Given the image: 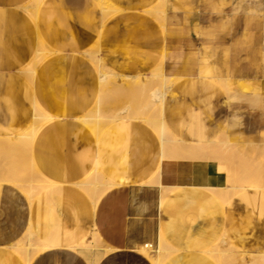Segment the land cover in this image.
Returning a JSON list of instances; mask_svg holds the SVG:
<instances>
[{"label": "crops", "instance_id": "crops-1", "mask_svg": "<svg viewBox=\"0 0 264 264\" xmlns=\"http://www.w3.org/2000/svg\"><path fill=\"white\" fill-rule=\"evenodd\" d=\"M28 1L0 0V135L24 130L37 106L53 115L36 133L32 157L56 185L37 197L31 216L22 191L11 183L2 185L0 264H25L6 245L22 235L30 218L35 233L55 246L32 264L94 262L95 255L104 252L101 246L85 256L67 248L93 228L107 248L97 264H154L138 249L147 241L159 242L160 234L165 240L160 264H218L209 251L222 236L240 252L264 253V217L259 222L263 190L247 193L243 206L232 200L224 207L205 189L224 180L211 172L209 162L174 166L164 185L179 173H191L192 178L160 205L155 229L153 209L145 205L147 194L159 186L141 183L161 162L159 136L147 123L126 119L108 126L99 140L81 118L91 114L100 93L94 54H89L96 47L103 63L105 59L122 75L150 72L164 53L185 55L187 66L170 64L171 72L195 78L201 62L223 77L245 80L252 93H264V0H110L118 9L115 13H106L98 0H44L37 18L30 14ZM156 7L165 11L162 19ZM186 101L190 103V97ZM166 108L167 103L165 116ZM97 162L120 184L93 204L77 181Z\"/></svg>", "mask_w": 264, "mask_h": 264}, {"label": "rangeland", "instance_id": "rangeland-1", "mask_svg": "<svg viewBox=\"0 0 264 264\" xmlns=\"http://www.w3.org/2000/svg\"><path fill=\"white\" fill-rule=\"evenodd\" d=\"M92 1L94 2V0ZM26 3H30V5H32V0H29ZM162 58L165 60L163 66L164 72L170 75L171 77L173 76L172 78L173 80H171L172 86L168 93L166 122L169 125L172 136L176 135L177 137L185 140V142L183 143L172 144L173 150L170 156L172 164L170 170L165 174V177L168 174L169 175L171 174L172 170L174 169V166L186 164L188 161L194 160L198 162H209L211 166L210 167L211 172L223 175L224 176L223 183H225L226 185L229 184V187L226 192H219L217 189L212 188L210 184H207L206 185L207 187L205 189L209 190L210 192L214 191L213 194H216V196L221 200L222 205L224 207H227L232 200L234 203L238 204L239 206L245 205L244 200L246 199L247 193H250L255 189H261L264 191V171H262L264 170V166H262L263 165L262 162H264V148H263L264 147V93L262 91H255L254 93H252L249 84L244 82L243 86L241 87L236 82L237 79H233L228 76L223 77L219 74L217 68L208 65L203 66L201 62H200V72L198 76H196L195 78L193 76H188L185 72H178V71L171 72L168 68L170 64H175L176 66L179 67L182 66L185 68L188 62L187 56L183 55L180 57H172L171 55L164 53V56ZM90 60L92 61L91 58ZM104 62L106 63L105 59ZM150 72L144 75H148ZM226 78H230L232 81L226 82L228 83L226 84L224 82L225 81L224 79ZM218 79H220L219 80L220 83ZM221 81L224 82V85H222L223 83ZM155 83L157 86L159 85L158 81H147L146 85H142L141 83L134 84L132 86H128V89L127 86L125 88V86L120 87V86L112 85L111 88L109 87V89L112 91L108 89L107 95L102 100L101 112L106 116H111L114 113H116L118 110L126 106H130L132 109L138 111L150 110V109H146L144 106L146 105V102L148 100V94L150 92L148 90H151L155 86ZM211 84L212 86H210ZM225 84L229 86L230 91L229 90L228 91L231 93L227 91L228 87L222 88L226 86ZM135 88H137V90H135ZM208 89L209 91H207ZM145 92L147 94H144ZM188 97H190L191 99L190 103H187L186 101ZM220 97H223L221 103L219 102ZM134 104H136L135 106L136 108L134 107ZM142 104L143 106L141 107ZM96 107L97 104L92 110L91 114L95 112ZM135 120L142 121L141 119H135ZM216 136L220 142H218L217 139L216 140L214 139L215 140L214 145L203 144L205 140L213 139ZM200 141L201 144L199 143ZM221 141H223V143L227 147H225L224 144L221 143ZM226 141H230V142H226ZM231 141H233L232 142L233 144L231 143ZM244 143L247 144L244 145ZM229 145L231 147H229ZM22 146L23 147L20 146L21 148L19 147L16 150H14L13 156L15 158H18L17 163L23 160L21 163L24 165V167H27L29 165L28 164L29 158L26 148L24 147V145ZM237 146L238 148H236ZM242 146H245L244 148L246 149L240 148L239 150V147ZM237 150H239L240 152L243 151L244 157L242 152L241 153L239 152L241 154L239 155ZM246 150H248V153H253V154H250L249 156ZM187 155L188 157H186ZM3 158L4 156L1 154L0 160L1 159L3 160ZM220 165L222 167H220ZM227 173H229L230 175H228ZM191 176H192L191 173H186V172L179 173L177 177L174 179V182L169 183L167 186L163 185V187L157 184L158 181L157 177L153 179V181L155 180L154 183L151 181L145 184L148 186H153V185L159 186V187H154L150 191V193L147 194L148 204L145 205L152 207L153 209L151 213L152 215H154L155 229L157 226V217L160 209V202H159L160 197L164 195L166 199V197L171 192L179 188L177 187L176 189H174L173 187L174 184H178V183L182 184V182L185 180H191L192 178ZM230 179L233 180L231 181ZM252 181L255 182L256 184L253 183L254 185H252ZM247 185L248 186L250 185L252 187H248ZM221 193L222 195H220ZM241 199L244 200L241 201ZM44 202L47 203L48 200ZM263 217L264 214L259 222L262 221ZM150 242L153 243V246L148 248L146 247L145 248L146 251L144 252V254L147 255L148 257L151 256L152 258H154L157 256L156 248L158 245V239L156 238L155 241H147L142 245L148 243L150 244ZM100 246L101 249L106 253L107 248L105 244L102 243L100 244ZM214 247H218L226 251H229L231 249L233 250L232 252L236 254L237 261L233 260L228 264H232V263L244 264L245 261L248 262L249 260H251L248 257L245 261H241L240 259L241 252L234 246V244L231 243V241H229L226 238V236H222ZM160 256L161 258L165 256L164 251L160 253ZM257 263L264 264L262 262H257ZM218 264L220 263L218 262Z\"/></svg>", "mask_w": 264, "mask_h": 264}, {"label": "bare ground", "instance_id": "bare-ground-1", "mask_svg": "<svg viewBox=\"0 0 264 264\" xmlns=\"http://www.w3.org/2000/svg\"><path fill=\"white\" fill-rule=\"evenodd\" d=\"M43 1L44 0H32V5H30V3H29L30 7L28 8V10H29L30 14L34 18H37L38 8L40 7V4ZM98 1L101 3L102 9L106 13H109V12L110 13H115V12L118 11V9L113 5V3L110 0H98ZM160 2H161V0H160ZM26 7H28V5ZM155 9L157 10V7ZM155 9H154V12L156 11ZM162 11H164V10H162ZM162 11L160 12L159 10H157L155 12L156 15L159 18H161V19L163 18V14H162L163 12ZM152 13H150V14H152ZM89 54H94V58H95L94 65L97 68V70L99 72V76H100V93H99L98 99L96 100L97 101V107H96L95 112L93 114H89V115L83 116L81 118L97 134L99 140H100L101 136L103 135L104 130L109 125H111L112 123L117 122L119 120L141 119L142 121L146 122L157 133V135L160 138V143H161V162H160L157 170L154 172V174H152V176L149 179H147L146 181L142 182L141 185H145V184H147L148 182H151V181L154 183L155 180L153 181V179L157 177V179H158L157 184L159 186L163 187V185L165 184V181H164L165 180V174L170 170L171 164H172L171 157H170L171 154H172V150H173V145L172 144L185 142L184 139L179 138L176 135L175 136L171 135V130L169 128L168 123L166 122L165 107H166V103L168 101V93H169L170 88L172 86V81L171 80H173L172 79L173 76L171 77L170 75H168V74H166L164 72V67L163 66H164V61L165 60L162 58L160 60L159 64L153 70H151V72L148 75L140 76V75H134L133 74L134 75L133 76V75H127V74L126 75L119 74L114 69H112L111 67H109L105 63H103V61L101 60V57H98L100 55H99V51H98L97 47L94 48L93 51H91ZM34 70H35V68L33 66L30 67L29 74H28L29 77L33 75ZM180 78H182V77H180ZM174 79H175V76H174ZM214 80H215V78H214ZM219 80L220 79H218V81ZM224 80L223 81L225 83L232 81L231 79H224ZM147 81H158V83H159L158 86L155 83V86L153 88L150 87L152 89L148 90L150 92L148 94L147 102L145 100L146 105L144 107L146 109H150L152 111H150V110L138 111V110L132 109L130 106H126L124 108H121L120 110H118L116 113H114L111 116H106V115H104L101 112V103H102V100L107 95L109 87L111 88V86L113 85V86H120V87L125 86V88H126V86H127V89H128V86H132L134 84H140L141 83L142 85H146ZM218 81H217V83H218ZM224 82H222L223 84L222 83L221 84L224 85ZM236 82L238 83L239 86L242 87L244 82H245V80L237 79ZM219 83H220V81H219ZM226 84H228V83H226ZM210 86H212V84ZM133 87H135V86H133ZM227 87H228V89H227V91H228L229 90V86L226 85V86H224L222 88H227ZM143 89H142V92H143ZM131 90H132V88H131ZM135 90H137V88H135ZM224 90H226V89H224ZM110 91H112V90H110ZM207 91H209V89ZM236 91H237V89H236ZM211 92H212V90H211ZM245 92H246V90H245ZM229 93H231V92H229ZM144 94H147V93L145 92ZM211 94H213V93H211ZM118 96H119V94H118ZM242 100H243V98H242ZM135 106H136V104H134V107ZM142 106H143V104L141 105V107ZM53 118H54L53 115L48 114L41 107L37 106L36 109H35L34 117H33L32 121H31V123L24 130H22V131H20V132H18L16 134H13V135H5V136H1L0 135V155L2 154L4 156L3 160L2 159L0 160V194H1V190H2V185L4 183H11V184L15 185L17 188H19L22 191L23 196L28 201L29 210H30V216H31L32 206L34 205V202L36 201L37 197L40 194H42L43 192H45L47 190L49 191V189H51L53 186L56 185V182H54V180H50V179L46 178V176L43 175L39 171V169L37 168V165L33 161V157H32V149H33L32 146H33V142H34V138L36 136V133L38 132V130L45 123L49 122ZM177 129H178V127H177ZM43 137H45V135L42 136V138ZM203 139H204V137H203ZM214 139L216 140L217 136L214 137L213 139H207L205 141L203 140L204 141L203 144L204 145H209V144H213L214 145V143H215ZM217 141L220 142L218 139H217ZM226 142H230V141H226ZM232 142L233 141H231V143ZM199 143L201 144V141ZM221 143L224 144L223 141H221ZM246 144L247 143H244V145H246ZM22 145H24V147L26 148V151H27V154H28V158H29V163H28L29 165L27 167H24V165L21 163L23 160H21L19 163H17L18 162V160H17L18 158H15L13 156L14 150L19 148L20 146L23 147ZM224 146H225V144H224ZM238 146L236 148H238ZM225 147H227V146H225ZM229 147H231V146L229 145ZM244 147L245 146L239 147V150H240V148H244ZM228 149H230V148H228ZM232 149H233V147H232ZM244 149H246V148H244ZM239 150H237L238 154L241 155L240 154L241 152L243 154V151L240 152ZM248 150H246L247 153H248ZM249 152H251V151H249ZM248 154L250 156V154H253V153H248ZM20 157H21V155H20ZM90 157H91V155H90ZM186 157H188V155ZM243 157H244V154H243ZM222 163H223V161H222ZM262 163H263L262 166H264V162H262ZM223 165H224V163H223ZM220 167H222V166L220 165ZM93 168L94 169L91 171V173L90 174L88 173L87 176H85V178L82 181H80L79 183L77 181V185L91 196L93 204L94 203L97 204V201L104 194H106L111 188L119 185L120 183L117 182L116 180L108 177L102 171L101 165H100L99 162H97L96 166L93 167ZM262 171H264V170H262ZM227 174L230 175L229 173H227ZM225 176H226V174H225ZM230 180L232 181L233 179H230ZM259 181H261V180H259ZM253 183L256 184L255 182L252 181V185H254ZM208 184H210V186L212 188L217 189L219 192H226L228 190V187H229V184L226 185L223 182L222 183L221 182H219V183H208ZM180 186H181L180 183L173 185L174 189H176L177 187H180ZM248 187H252V186L249 185ZM74 191H76V189ZM218 191H216V192H218ZM213 192L214 191H212V193ZM70 194H71V192H70ZM70 194H69V196H70ZM220 195H222V193ZM39 199H40V196H39ZM42 199H43V197H42ZM42 199H41V201H42ZM50 199H51V197H50ZM164 200H165V197L163 195V196L160 197V200H159L160 205L163 204ZM41 206H43V205H41ZM95 206L96 205H94L93 209H95ZM57 208H58V206H57ZM48 215H49V213H48ZM46 222H47V220H46ZM51 226H53V224ZM47 234H48V232H47ZM102 243H103V239L99 235V233L96 230V228H93L89 232V234L86 237L83 238V240L81 242H79L76 245L75 244L74 245H69V246H67V248L78 250L83 256H85V255L89 254L93 248L100 247V244H102ZM164 244H165V240H164L163 236L160 234L159 242H158V245H157V248H156L157 256L154 257V258H152L151 256L148 257V258H150L152 260V262L154 264H160L161 263L162 259H161L160 253L164 251ZM6 246H9L7 248H11L13 251H16L17 253H19L21 255V257H22V259H23L25 264H32V262H33V260H34V258L36 256H38L39 254L45 252L48 249H51V248L55 247V246H53L51 244H48L44 240H42V238H40V236H38L35 233L33 225H32V222H31V218H30V221L28 222V225L26 226L25 231L22 233V235H20L17 239L13 240L11 243H9V245H6ZM6 246L4 245V247H6ZM141 246L142 247H140L138 250L141 253L144 254V252L146 251L145 248L146 247L147 248L148 247H152L153 243L150 242V244L148 243V244H144V245H141ZM232 251H233L232 249L229 250V251H226V250H222V249H220L218 247H214V248L210 249V251H209L210 253L209 254H211V256L216 261H218L220 264H228L229 262H231L233 260H236V258H237L236 254H234V252H232ZM104 254L105 253L103 252V253H99V254L95 255L96 256L95 261L92 262V263L90 262L89 264H97L98 260L102 256H104ZM248 257L254 262L256 261V262L264 263V253H260V254H256V253H242V252L240 253L241 261H245Z\"/></svg>", "mask_w": 264, "mask_h": 264}]
</instances>
